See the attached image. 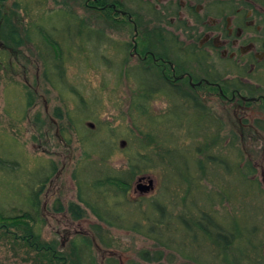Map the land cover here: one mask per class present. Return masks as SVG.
Here are the masks:
<instances>
[{"label": "trees", "instance_id": "trees-1", "mask_svg": "<svg viewBox=\"0 0 264 264\" xmlns=\"http://www.w3.org/2000/svg\"><path fill=\"white\" fill-rule=\"evenodd\" d=\"M130 1L135 4L137 11L146 10L156 17L166 16L163 14L165 10L158 11L150 2H146L145 9V2ZM67 2L65 0L60 3L58 9L46 11L45 0H0V41H5L2 52H19L21 48L31 46L32 49H29L34 50L33 53L41 61L46 83L60 96L76 93L78 107L74 110L75 115L81 117V120L84 117L95 119L93 109L98 107V101L86 100L74 85L71 87L66 62L74 55L76 46V50L80 52L85 47H92L99 52L97 49L105 46L109 40L101 27L97 28L90 20L79 16ZM74 2L79 7L96 13L99 22H110L115 27L123 22L133 27L126 17H121L111 7L115 5L124 10L119 0ZM128 14L132 16L142 38V44H138L139 52L144 54L149 50L156 58H166L167 56L164 57L154 49V39H151L155 35L159 40V34L143 26L141 15L133 11ZM147 60L143 67L124 69L121 65L118 66L120 74L122 72L133 83L130 116H135L132 120L136 123L140 136L129 138L132 147L129 149L126 167L114 169L107 165V158L112 153L111 147L104 160L100 159L99 151L88 149L87 156L98 155V160L93 163L98 165V169L96 167L94 177L90 179L88 174L84 175L85 167L78 176V201L99 222L93 226L95 235L103 243L112 241L108 237V229L115 228L143 235L154 241L156 246L152 256L150 250L142 251L139 255L143 263L131 260L129 264H159L166 260L168 252L172 256L171 262L173 254H178L186 263L191 264H264V188L255 178V166L249 162L245 166H242V161L239 165L235 163L230 148L224 149L221 145L219 126L215 129L218 117L199 100L188 96L186 91H182V95L187 101L193 102L196 112V119L193 121L196 122L198 131L193 135L201 137L206 143L196 153L202 155L203 151L205 157L199 160L190 148L176 145L174 130H181V126L187 124L183 122L181 126L166 130V125H163L164 117L172 110L168 114L153 117L149 109L156 96L165 95L172 100L173 92H178L180 88L173 83V76L169 75L173 72L169 66L161 62L156 64L151 57ZM32 102L29 95V107ZM88 105L90 110L87 109V112L79 109L85 107L86 110ZM185 116L189 119L188 115ZM145 118L148 121H144L145 130H142L139 122ZM152 121L154 125L149 126ZM254 124L264 132L262 121H255ZM187 126L190 128L192 125ZM188 128L185 133L192 135ZM93 135L96 136V132ZM95 136L88 137L83 133L81 141L89 148L91 142L94 144ZM163 148L168 149L169 154L174 150L187 171L197 168L191 171L195 174L179 171L176 160L172 162L171 158H166ZM3 162L0 156V170L8 172V167L3 166ZM7 164L21 167L15 162ZM17 168L11 169L17 172ZM219 169H223L224 173H214ZM157 170L163 175L162 194L146 204L134 201L131 193L135 180ZM39 171H46L45 175L32 181L30 187L26 186L28 195L24 204L13 208L0 205V238L6 237L19 247L28 249L30 254H34L35 264H97L90 245L86 243L75 242L71 254H66L57 248L56 243L42 239L38 227L39 208L53 169L41 168ZM204 183L215 186L217 190L206 188ZM198 193L202 195L201 201L195 196ZM225 202L230 204L232 211H225L227 215L223 217L215 211L214 206ZM54 209L59 213L65 212L60 199L54 203ZM77 210L75 211L80 215L75 219L83 218L84 210L80 207Z\"/></svg>", "mask_w": 264, "mask_h": 264}, {"label": "rangeland", "instance_id": "rangeland-1", "mask_svg": "<svg viewBox=\"0 0 264 264\" xmlns=\"http://www.w3.org/2000/svg\"><path fill=\"white\" fill-rule=\"evenodd\" d=\"M45 1L47 3L45 9L48 11L58 9V5L65 0ZM119 1L123 4L124 10L141 15L144 27L159 34V40L155 35L151 36L155 43L154 49L171 61H178L179 56L173 48L172 16L166 12L163 13L166 15L164 18L156 17L146 10L137 11L135 4L130 0ZM67 3L79 16L90 20L93 26L101 27L109 40L105 46L97 49L99 52L94 51L92 47L82 48L80 52L76 50V46L74 55L66 62L70 81L68 83L71 87L74 85L86 100L98 101V107L93 109L96 116L95 119L83 116L85 119L81 120V117L75 115L74 110L78 107L77 94L60 96L46 83L41 61L33 53L31 46L21 48L19 52L6 53L2 52L5 41H0V156L4 161L3 166L8 167V172L0 170V205L13 208L24 204L28 195L27 187L31 186L32 181L45 175L46 171L42 172L39 169L52 168L53 173L46 183L39 208L38 227L42 239L56 243L57 248L66 254H71L75 242L86 243L90 245L97 264H129L131 260L143 263L139 253L147 250L152 252L156 246L154 241L143 235L111 228L108 229L109 236L105 234L112 241L103 243L93 229V226L99 223L98 220L78 201L77 181L84 167L86 170L84 175L88 174L89 179L94 177L96 167L98 169V165L93 164L98 160V155L87 156L88 149L99 151L100 159L104 160L111 147L112 153L107 158V165L114 169H122L126 167L129 149L132 147L129 138L135 135L140 137L138 127L132 120L135 116H130L133 83L122 72L120 74L118 66L130 69L147 64L133 54L135 43L141 45L142 38L140 35L139 37L135 35L134 27L126 23L122 22V25L116 27L110 22L104 24L97 20L96 13L79 7L74 0H68ZM143 4L145 7L146 3ZM151 5L159 6L158 8L163 10L165 3L154 0ZM179 88L178 92H173L172 100L165 95L156 96L150 105L149 113L153 117L162 116L172 110L164 117L163 125H166V130L173 129L177 125L181 126L183 122L192 125L190 128L182 125L181 130H174L177 136L176 145L190 148L195 152V157L201 160L205 157L204 152L202 151V155L196 152L198 148H204L206 143L201 137L193 135L198 131L196 122L193 121L196 119L194 117L196 112L193 102L187 101L182 95V91L187 89L181 86ZM29 95L33 101L31 107L28 106ZM207 97L203 98L202 105L206 109H211L214 116L218 117H216L218 123L215 129L219 126L222 147L230 148L232 157L238 165L241 161L242 166L248 162L253 164L255 178L264 188V132L258 130L254 124L256 120L264 119V115L259 112L260 107L250 104L247 105L248 110L242 111L222 99ZM88 107L89 105L86 106V110L85 107L79 109L87 112V109L90 110ZM144 121L148 120L145 118L139 122V128L142 130H145ZM153 121L148 125L153 126ZM187 128L192 135L185 133ZM95 132L96 136L93 135ZM83 133L88 137L95 136L94 144L91 142L89 148L81 141ZM163 153L166 158H171L172 162L176 160L179 171L190 173L197 170L193 167L187 171L185 164L174 150L169 154L168 149L163 148ZM14 162L21 167L7 164ZM10 167L17 168V172ZM214 173L223 174L224 170L219 169ZM162 176L160 170H157L145 177L137 178L132 188V199L146 204L150 199L159 197L162 194ZM140 178L146 180L139 182ZM149 179L153 180V186L147 191L139 190V185L148 186ZM236 181L239 185V181ZM204 185L208 189L217 190L215 186L206 183ZM195 196L200 198L199 201L202 200L201 193ZM59 199L63 203L65 212L59 213L54 209V203ZM79 207L84 210L85 216L75 219L80 215L75 211ZM214 207L223 217L227 215L225 211H232V207L227 202ZM107 236L104 238L107 239ZM108 244L112 245L108 246ZM30 253L28 249L19 247L12 240L6 237L0 238V264H35L34 254ZM170 254L168 252L166 260L159 264L186 263V260L178 254H173L175 259L173 258L171 262Z\"/></svg>", "mask_w": 264, "mask_h": 264}, {"label": "flooded vegetation", "instance_id": "flooded-vegetation-1", "mask_svg": "<svg viewBox=\"0 0 264 264\" xmlns=\"http://www.w3.org/2000/svg\"><path fill=\"white\" fill-rule=\"evenodd\" d=\"M158 2L165 3V14L172 16L173 48L178 61L156 58L149 50L142 54L138 43L133 48L134 56L142 62L151 57L156 64L169 66L173 83L187 89L188 96L201 104L203 98L211 96L242 111L250 104L259 106L264 115V0ZM111 7L127 18L138 36L139 28L132 16L115 5ZM256 121L264 123V119Z\"/></svg>", "mask_w": 264, "mask_h": 264}, {"label": "water", "instance_id": "water-1", "mask_svg": "<svg viewBox=\"0 0 264 264\" xmlns=\"http://www.w3.org/2000/svg\"><path fill=\"white\" fill-rule=\"evenodd\" d=\"M146 180V178H140L139 179V182H142V181H145ZM148 186H146V185H139L138 186V188H139V190H149L150 189V187H152L153 186V184H154V182H153V180H151V179H149L148 180Z\"/></svg>", "mask_w": 264, "mask_h": 264}]
</instances>
